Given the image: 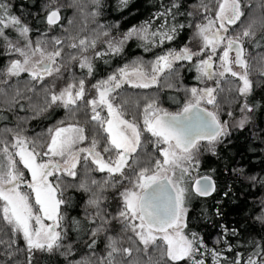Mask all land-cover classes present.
Masks as SVG:
<instances>
[{
  "label": "snow or ice",
  "instance_id": "snow-or-ice-1",
  "mask_svg": "<svg viewBox=\"0 0 264 264\" xmlns=\"http://www.w3.org/2000/svg\"><path fill=\"white\" fill-rule=\"evenodd\" d=\"M92 3L96 6L93 15H101L104 0ZM131 3L132 0H118L120 9L129 8ZM56 4L57 0H48L42 9L46 15L33 26L13 13L8 0H0V55L12 57L6 64L0 61V95L10 92L11 102L18 103L25 91L37 92V85H43L39 89L44 94L43 106L32 105L36 115L53 106L62 107L73 121L61 120L37 138L12 128L0 130V221L11 233L7 240L0 237V264H20L14 257L21 251L27 252L28 264H32L37 252L58 253L66 264H121L118 257H131L134 249L145 255L150 249L159 253L155 258L149 255V264H161V260L164 264H264V235L244 240L242 245L239 230L221 224L220 236L209 246L199 233L189 229L188 215L194 196L209 197L216 191L209 177L193 176L200 156L205 151L216 155L218 147L231 143L233 129H243L255 119L258 106L249 78L251 66L246 57L250 53L246 44L264 47V31L257 35L254 22L245 24L242 20L251 8L248 0H199L192 6L194 11L189 12L181 11L180 0H168L166 4L161 0L162 10L141 25L113 33L118 24H101L91 39L49 36L53 29L67 31ZM260 7L264 9V0ZM181 15L199 17V21L194 25L180 23L177 17ZM154 20H160V25L154 27ZM40 24L47 27L41 29ZM186 27L196 29L194 35L200 41L196 50L185 45L179 50L170 48L147 63L134 60L86 88V80L97 69L92 57L84 53L92 50L98 58L118 56L134 39L150 50L152 46L171 43ZM101 37L107 38L102 41L106 49L95 51ZM65 47L77 51L65 53ZM232 52L234 57L230 56ZM259 60L264 66V54ZM72 61L86 72L83 76L70 74L57 91L55 82L64 79L62 69L67 71ZM183 61L191 65L196 79L205 87L184 89L188 98L179 112H168L152 99L141 112L129 113L125 108L127 101L119 92L124 85L151 88L165 73L178 76L180 68L176 65ZM22 74L29 78L24 89L18 86L19 79L10 83ZM229 75L241 82L236 92L242 98L237 100L242 115L231 124L221 119L217 103V96L225 90L220 88L221 81ZM48 77L53 80L45 84ZM208 81H214L215 86H207ZM3 85H8L7 91ZM202 104L213 108L209 110ZM104 110L106 116L101 115ZM81 111L85 116L91 113L86 123L95 122L87 132L76 119ZM259 111L264 114V107H259ZM226 115L232 117L233 113ZM5 133L11 135V140ZM85 141L87 145L81 146ZM234 171L243 174V169ZM93 172L106 175L97 180L90 177ZM78 174L82 178L75 185L67 181L68 177L76 180ZM247 179L257 180L255 176ZM259 183L264 187V179ZM72 187L85 194V220L95 226L89 230L79 220H71L73 232L90 237L89 254L79 260L70 259L74 256L73 242L64 223L72 203L64 193ZM109 191L115 194V212H109L106 203ZM261 204L264 206V201ZM221 214L216 211L217 216ZM255 219L264 225V214ZM113 221L120 225L130 246L121 247L116 237L106 236L105 255H96L97 237ZM231 237L237 239L233 241ZM19 241H23V248Z\"/></svg>",
  "mask_w": 264,
  "mask_h": 264
},
{
  "label": "trees",
  "instance_id": "trees-1",
  "mask_svg": "<svg viewBox=\"0 0 264 264\" xmlns=\"http://www.w3.org/2000/svg\"><path fill=\"white\" fill-rule=\"evenodd\" d=\"M57 2L63 4V8L60 10L63 18L61 22L67 31L64 28H61L59 31L53 29L48 33L49 36L57 35L61 37L91 39L100 30L99 25L101 24H118L119 28L113 29V33L117 31L123 33L131 27L139 26L150 18H153L157 11L162 10L160 9L161 0H132L131 5L127 9H120L118 0H104L105 7L101 10L102 14L94 16L93 13L96 12V6L92 3V0H57ZM248 2L251 8L248 10V17L242 18V20L245 24L254 22V31L259 35L261 31H264L262 29V25H264V9L260 7L261 0H248ZM8 3L12 5L14 14L22 17L31 25L37 26V20L46 15L42 9L48 3V0L29 2L8 0ZM163 3H168V0H163ZM180 3L182 5L181 11L189 12L194 11L192 6L198 4L199 0H180ZM257 17L258 21H254ZM177 20L180 23H192L194 25L199 21V17L193 19L192 17L181 15L177 17ZM67 21L71 23H67ZM160 23V20H154L153 26H158ZM38 26L41 29L47 27L45 24ZM195 30L194 27L181 29L171 43H165L162 46H152L150 50L145 49L142 41L131 40L124 47L121 55L103 58L107 63L100 60L97 71L86 81L89 84L96 83L101 79L107 78L119 67L130 64L134 60H142L147 63L170 48L179 50L185 45L191 47V39ZM38 34L34 33V35ZM106 39L105 37L100 38L95 51L103 50L102 45L104 43L102 41ZM246 47L251 56L254 102L258 106L254 113L255 119L243 129H233L231 143L218 147L216 155L207 151L202 154L196 178L205 175L211 176L216 182L217 189L215 194L210 198L204 199L194 196L189 206V229L199 233L209 246H213L217 237L220 236L221 229L218 225L221 224L238 229L242 245L244 240L253 237L259 239L258 234L264 235V225L259 224L255 219L256 216L264 214V206L261 204L264 201V187L259 183L261 179H264V114H261L259 111V107H264V66H262V62L259 60V57L264 54V47L257 48L248 44H246ZM64 51L65 53H75L77 50L65 47ZM2 52L3 49L0 48V53ZM93 54L94 52L90 50L83 55L89 56ZM11 58L0 55V61L4 64ZM176 67L180 68L178 76H170L167 73L154 87L146 90H125L122 98L129 96V99L134 101V103H130L128 99L125 108L130 113H139L148 101L155 99L160 106L171 111L181 110L188 98V94H186L184 89L197 86V73L187 61L178 63ZM67 70L71 72L68 73L67 71L68 76L66 75L67 78L65 80L68 79L70 74L83 76L86 72V70L78 67L77 61H72L68 65ZM171 77L172 79L169 80ZM17 79L20 81L18 86L24 89L25 83L29 80L27 74L14 78L10 83L15 84ZM48 81L50 79H46L45 84ZM229 81L225 80L221 82L220 88L225 90L217 96V103L222 108L223 116L229 111L239 116L241 115L239 113L240 105L237 103V100L242 98L238 97L236 88L241 86V83L237 81L229 83ZM42 87L43 85H37V92L25 91L24 98L19 99L18 103L11 102L12 97L10 92L8 95H0V130L12 128L22 131L23 135L29 138H37L43 137L49 128H54L61 120L73 122L69 119L66 109L55 106L38 116L36 115L32 105L37 107L43 106L44 94L39 92V89ZM3 88L7 91L8 85H3ZM228 89H231V91ZM224 95H226L225 98ZM27 97H31V99L29 100ZM248 99L252 100L253 98L249 97ZM226 103H230L231 108H226L224 106ZM210 107L212 108L213 106L210 105ZM81 118H85L88 121L90 119L89 112L87 116H85L84 111L77 113L76 119L84 126ZM94 123H86L87 129L89 130ZM5 136L11 140L10 134L5 133ZM234 169H243V174H238ZM105 175L104 173L93 172L90 174V177L101 180ZM248 176H255L257 178L256 182L247 179ZM81 178L78 174L76 180L68 177L67 181L75 185ZM229 189L231 190L229 191ZM226 192L228 195H224ZM64 195L65 198H70L72 202L71 206L67 209V219L64 221L69 228V240L73 242L74 256L70 259L79 260L89 254L87 242L90 237L86 234L73 232L71 230V220L73 218L79 220L89 230L95 226L85 220V194L72 187L68 188ZM106 195L109 196V200L106 201L109 205V212H115L117 202L115 199H112L115 194L109 191ZM64 208L65 206L62 207L61 212H64ZM217 210L222 214L217 216ZM186 231L188 230L186 229ZM10 235L8 226L3 221H0V237L7 240ZM125 235L120 232V225L115 226L113 221V224L97 237L96 255H105L107 251L106 236L116 237L120 241L121 247H129L130 245ZM231 239L235 241L237 238L231 237ZM19 246L21 248L24 247L23 241H19ZM215 246L219 247V245ZM149 255L155 258L159 253H155L150 249ZM149 255L137 252L134 249L131 257L119 256L118 259L121 261V264H133L136 261L139 264H143L144 262H147L144 264H149ZM14 259H17L20 264H28V254L26 251H21ZM32 264H66V261L58 253L48 254L41 252L34 254ZM161 264H164L163 260H161Z\"/></svg>",
  "mask_w": 264,
  "mask_h": 264
},
{
  "label": "rangeland",
  "instance_id": "rangeland-1",
  "mask_svg": "<svg viewBox=\"0 0 264 264\" xmlns=\"http://www.w3.org/2000/svg\"><path fill=\"white\" fill-rule=\"evenodd\" d=\"M54 7H60V10L63 8V4L62 3H59V2H57V4L56 5H54ZM254 21H258V17L254 20ZM196 31V30H195ZM195 31H194V33H193V36H192V39H191V47L190 48H193V50H196L197 48H198V46H199V44H200V41L198 40V39H196L195 38ZM135 40V39H134ZM130 42V41H129ZM128 42V43H129ZM127 43V44H128ZM126 44V45H127ZM125 45V46H126ZM102 48H103V50H99V51H104L105 49H106V44H104V45H102ZM220 53H218V55H219ZM90 57H92V59H93V62H94V64L96 65V69H97V66H98V64H100V60H101V62H104L105 60L103 59V58H107V57H109V56H105V57H103V58H98V57H95L94 56V54L93 55H89ZM247 59H248V61H249V64H250V66H251V56L249 55V56H247L246 57ZM195 59V58H194ZM97 60V61H96ZM105 63V62H104ZM178 63H180V62H178ZM216 63L218 64V60L216 61ZM214 70H216V69H214ZM238 70V69H237ZM62 71L64 72V79L63 80H57L56 82H55V85H56V90L58 91L59 89H60V87H62L63 85H64V83H65V78H67V76H68V73H70L71 71H68V73H67V71H64L63 69H62ZM97 71V70H96ZM165 74H167V73H165ZM165 74L164 75H162V76H160V78H159V80H161V78L163 77V76H165ZM22 75H24V74H22ZM67 75V76H66ZM15 77H13L12 78V80L14 79ZM249 78L252 80L253 78H252V74H251V67H250V71H249ZM48 80L50 79V80H53V77H48L47 78ZM172 79V77L169 79V80H171ZM225 80H230V82H240V81H238V80H236V78H234V77H231L230 75L229 76H226L225 77V79L223 80V81H221V82H224ZM241 83V82H240ZM91 84H89L88 83V81H86V88H88L89 86H90ZM157 85V84H156ZM156 85H154V86H156ZM153 86V87H154ZM166 86H168V85H166ZM206 85L205 84H202L200 81H198L197 80V88H203V87H205ZM207 86H215L214 85V81H208L207 82ZM127 89H132V90H146V89H136V88H131V87H129L128 85H124L120 90H119V92L122 94V96H123V94H124V92H125V90H127ZM147 89H149V88H147ZM226 97V95H224V98ZM123 99H125L126 101H128V99H129V96H126L125 98L123 97ZM130 101V103H134V101L132 100V99H129ZM139 104H141V103H139ZM158 106L160 107V108H163L164 110H166V111H168V112H171V113H176V112H179L180 110H178V111H171V110H169V109H167V108H165V107H162V106H160L159 104H158ZM202 107H207L209 110H212V108L210 107V105H204V104H202L201 105ZM224 106H226V108H231V106H230V103H226V105L224 104ZM57 108H62V107H57ZM130 113V112H129ZM240 113V112H239ZM106 110H104V111H102L101 112V115L102 116H106ZM220 114H221V119L222 120H227L228 121V123L229 124H231L232 122H233V120H238L240 117H241V115H239V116H236L234 113H233V116L232 117H228L226 114H225V116H223V112H222V108H220ZM89 115H91V113H90V111H89ZM81 120L83 121V124H84V127L86 128V132L88 131V127L86 126V121L87 120H85V118H81ZM69 123H71V122H69ZM87 141H85V144L84 145H81V146H85V145H87ZM201 144H203V143H201ZM202 156V155H201ZM201 156H200V158L199 159H201ZM18 159V158H17ZM78 170H79V168H78ZM77 170V171H78ZM197 172H198V169L197 170H195L194 172H193V176L194 177H196V175H197ZM103 174V173H102ZM22 190H24V191H28V189H26V188H23ZM62 207H63V205L61 206V211H62ZM46 223H50V221H45ZM114 223H115V226L116 225H118L119 226V224H117L115 221H114ZM130 235V234H129ZM126 236V235H125ZM158 243H160L159 241H158ZM37 253H41V252H37ZM144 263H147V262H144ZM143 263V264H144Z\"/></svg>",
  "mask_w": 264,
  "mask_h": 264
},
{
  "label": "water",
  "instance_id": "water-1",
  "mask_svg": "<svg viewBox=\"0 0 264 264\" xmlns=\"http://www.w3.org/2000/svg\"><path fill=\"white\" fill-rule=\"evenodd\" d=\"M23 1H25V2H29V1H35V0H23ZM230 55H231V53H230ZM201 143H205V142H204V141H201ZM205 176L209 177V178L215 183V185H216L215 180H214L211 176H208V175H205ZM202 177H204V176H202ZM199 178H201V177H199ZM216 189H217V186H216ZM215 192H216V191H215ZM215 192L212 194V196L215 194ZM212 196H209V197H199V198H204V199H206V198H210V197H212Z\"/></svg>",
  "mask_w": 264,
  "mask_h": 264
},
{
  "label": "flooded vegetation",
  "instance_id": "flooded-vegetation-1",
  "mask_svg": "<svg viewBox=\"0 0 264 264\" xmlns=\"http://www.w3.org/2000/svg\"><path fill=\"white\" fill-rule=\"evenodd\" d=\"M230 56H231V57H234V56H235V53H234V52H232Z\"/></svg>",
  "mask_w": 264,
  "mask_h": 264
}]
</instances>
